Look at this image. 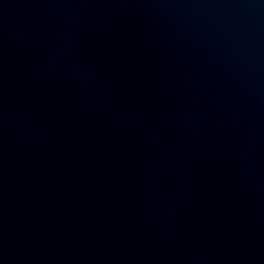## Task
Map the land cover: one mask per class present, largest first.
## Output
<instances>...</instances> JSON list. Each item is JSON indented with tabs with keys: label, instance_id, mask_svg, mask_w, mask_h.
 Wrapping results in <instances>:
<instances>
[{
	"label": "water",
	"instance_id": "water-1",
	"mask_svg": "<svg viewBox=\"0 0 264 264\" xmlns=\"http://www.w3.org/2000/svg\"><path fill=\"white\" fill-rule=\"evenodd\" d=\"M0 264H264V0H0Z\"/></svg>",
	"mask_w": 264,
	"mask_h": 264
}]
</instances>
